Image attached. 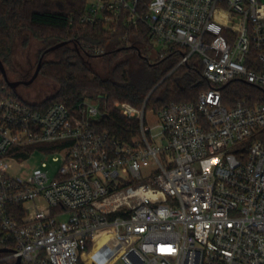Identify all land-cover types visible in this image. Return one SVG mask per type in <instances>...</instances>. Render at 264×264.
<instances>
[{
    "label": "built area",
    "instance_id": "obj_1",
    "mask_svg": "<svg viewBox=\"0 0 264 264\" xmlns=\"http://www.w3.org/2000/svg\"><path fill=\"white\" fill-rule=\"evenodd\" d=\"M79 25L145 27L160 58L178 59L168 75L190 62L210 86L159 109L114 100L138 122L131 140L95 100L31 104L0 88V248L13 247L0 261L98 264L88 243L113 227L122 264H264V101L222 93L237 79L264 87V0H88ZM46 143L55 175L46 161L10 171Z\"/></svg>",
    "mask_w": 264,
    "mask_h": 264
},
{
    "label": "trees",
    "instance_id": "obj_2",
    "mask_svg": "<svg viewBox=\"0 0 264 264\" xmlns=\"http://www.w3.org/2000/svg\"><path fill=\"white\" fill-rule=\"evenodd\" d=\"M87 2L88 0H0V58L5 66L11 63L15 44L20 37L33 36L42 41L45 48L70 41L59 48L62 51L61 59L43 60L40 73L58 82V90L42 100L43 103L63 102L74 108L83 99L95 100L102 109L109 112L104 119V126L121 138L131 140L137 134L138 122L115 111L111 106L114 100L127 101L141 108L155 87L147 106L159 109L171 102H195L200 91L210 86L200 68L190 62L168 75L178 59L166 62L168 58H159L157 63L146 59L139 69H134L129 59H118L127 52L144 58L139 43L149 41L148 30L145 27L139 31L124 28L112 34L100 26L82 28L79 18L85 12ZM123 35L126 37L123 38ZM96 47H102L103 52L96 53ZM43 52L44 48L40 51L39 58ZM99 55H112L118 59L108 76L94 72L87 60L89 56ZM0 88L6 94L18 96L7 85L1 71ZM222 93L223 102L228 106L240 101L253 106L264 101V87L242 79L223 86ZM37 147L50 149L47 145ZM18 214H23V210H19ZM1 235L0 227V237ZM8 248L12 249V244ZM92 248L93 244L89 242L88 250L91 251ZM6 254H0V257ZM0 264L13 263L1 260Z\"/></svg>",
    "mask_w": 264,
    "mask_h": 264
},
{
    "label": "rangeland",
    "instance_id": "obj_3",
    "mask_svg": "<svg viewBox=\"0 0 264 264\" xmlns=\"http://www.w3.org/2000/svg\"><path fill=\"white\" fill-rule=\"evenodd\" d=\"M44 48L45 44L34 38L33 36L20 37L14 47V54L10 64L6 65L7 74L10 80L15 81L20 77H26L34 73L37 62H39V53ZM139 48L142 51L144 58H140L133 52H127L125 55L118 59H129L134 69H139L143 66V62L148 59L151 63H157L160 58V52L163 49L161 44L148 42L139 43ZM62 58V51L60 49L52 50L44 55V60H59ZM112 55L106 56H89L87 60L91 64L94 72L108 76L112 67L118 62ZM173 58L166 59L171 61ZM58 90V82L43 73H39L37 78L30 84H20L15 89L16 94L28 103H36L46 99L55 94ZM112 104V103H111ZM148 119L150 123H153L155 118L152 113H148ZM161 145L166 142H160ZM46 143L42 145L49 146V150L41 149L37 146H30L26 150L32 152L29 157L23 156L20 160L12 162L13 167L11 172L21 176H27L35 168L41 166L43 161L49 163L51 167V175H55L57 165L52 162L53 149ZM48 154V155H47ZM139 180V179H137ZM117 236L116 230L113 227H107L100 230L97 233L94 249H91V253L87 256V260L93 258L96 255L98 257V264H122L119 259L127 239H115ZM12 263L14 262L11 261Z\"/></svg>",
    "mask_w": 264,
    "mask_h": 264
},
{
    "label": "water",
    "instance_id": "obj_4",
    "mask_svg": "<svg viewBox=\"0 0 264 264\" xmlns=\"http://www.w3.org/2000/svg\"><path fill=\"white\" fill-rule=\"evenodd\" d=\"M69 43H70V41L66 40V41H62V42L56 43V44L46 48L45 51L41 54V56L39 58V62L37 64V67H36L34 73L28 79H21V80H15V81L10 80L9 77H8V74H7L6 66H5L4 62L2 61V59L0 58V71H1L5 81L7 83V85L15 90L17 88V86H19L20 84H30V83H32L37 78V76L40 73V70H41V67H42V63H43V60H44V55L47 52H49V51L59 49V48L65 46V45H67ZM154 89H155V87L150 91L148 97L151 95V93L153 92ZM11 251H12V249H10V248H6V247L0 248V254L1 253H6V252H11ZM13 264H21V259L18 257Z\"/></svg>",
    "mask_w": 264,
    "mask_h": 264
},
{
    "label": "flooded vegetation",
    "instance_id": "obj_5",
    "mask_svg": "<svg viewBox=\"0 0 264 264\" xmlns=\"http://www.w3.org/2000/svg\"><path fill=\"white\" fill-rule=\"evenodd\" d=\"M32 75V74H31ZM31 75H29V76H26V77H20V78H18V79H16V80H21V79H28V78H30L31 77Z\"/></svg>",
    "mask_w": 264,
    "mask_h": 264
},
{
    "label": "crops",
    "instance_id": "obj_6",
    "mask_svg": "<svg viewBox=\"0 0 264 264\" xmlns=\"http://www.w3.org/2000/svg\"><path fill=\"white\" fill-rule=\"evenodd\" d=\"M92 249H94V247H93ZM87 256H88V255H87ZM87 256H86V257H87ZM96 256H97V255H96ZM94 257H95V256H94ZM97 262H98V260H97Z\"/></svg>",
    "mask_w": 264,
    "mask_h": 264
}]
</instances>
